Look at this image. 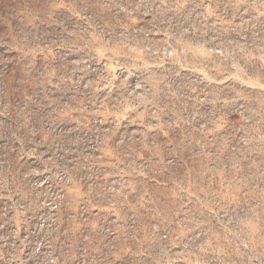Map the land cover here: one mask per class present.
<instances>
[{
  "label": "rangeland",
  "instance_id": "1",
  "mask_svg": "<svg viewBox=\"0 0 264 264\" xmlns=\"http://www.w3.org/2000/svg\"><path fill=\"white\" fill-rule=\"evenodd\" d=\"M0 264H264V0H0Z\"/></svg>",
  "mask_w": 264,
  "mask_h": 264
}]
</instances>
